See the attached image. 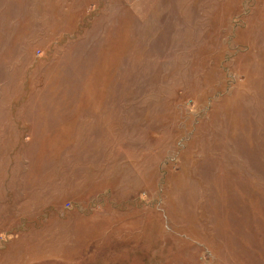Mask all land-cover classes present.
I'll use <instances>...</instances> for the list:
<instances>
[{"label": "rangeland", "instance_id": "rangeland-1", "mask_svg": "<svg viewBox=\"0 0 264 264\" xmlns=\"http://www.w3.org/2000/svg\"><path fill=\"white\" fill-rule=\"evenodd\" d=\"M0 264H264V0H0Z\"/></svg>", "mask_w": 264, "mask_h": 264}]
</instances>
